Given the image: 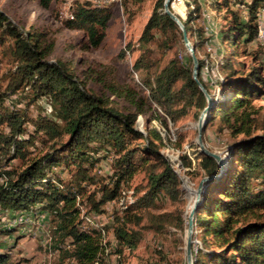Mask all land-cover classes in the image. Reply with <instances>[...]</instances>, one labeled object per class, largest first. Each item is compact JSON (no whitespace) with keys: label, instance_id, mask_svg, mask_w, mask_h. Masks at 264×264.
<instances>
[{"label":"trees","instance_id":"trees-1","mask_svg":"<svg viewBox=\"0 0 264 264\" xmlns=\"http://www.w3.org/2000/svg\"><path fill=\"white\" fill-rule=\"evenodd\" d=\"M64 0H38L42 8ZM164 0H156L137 39L139 56L132 65L139 81L134 82L146 102L155 105L156 117L175 125L185 116L197 118L206 104L202 91L192 78L190 56L181 57L177 46L182 41L177 24L162 11ZM186 15L181 20L197 60V79L211 94L210 82L198 55L206 37L197 20L202 13L200 0H182ZM211 10L220 15L218 28L221 52L217 69L221 75L218 93L201 128L219 119L232 133L244 136L226 148L225 167L221 175L207 182L193 214L199 247L192 253L193 264H264V219L248 222L234 230L233 216H241L264 207V113L258 125L261 133L250 134L249 114L240 115L253 101L264 98V66L256 56L247 62L244 23L264 9V0H207ZM244 9L246 16H241ZM110 9L95 6L89 0H75L62 24L85 34L86 47L102 43ZM247 21V20H246ZM256 28V22L254 24ZM52 46L45 32L28 27L21 29L0 11V63L7 64L0 89V210L29 212L39 207L52 216L57 241L68 239L73 247L62 259L73 264H107L98 252L96 233L104 228H82L83 214L102 213L108 202H120V215L109 226L113 238L115 264H124V250H133L143 238V229L159 230L171 215H149L141 224L143 212L167 199L181 198L179 180L173 168L159 153L161 137L154 128H135L136 113L119 111L77 76L70 60L46 58ZM127 43L114 60L132 51ZM172 51V56L165 59ZM205 56L207 53L205 52ZM109 89L117 96L133 95L126 85L112 82ZM21 97L17 102L11 97ZM47 99L53 113L31 117L28 107ZM24 99V106L18 104ZM10 104H5L6 101ZM31 125L32 129L28 128ZM100 149L111 156V172L98 177L91 172ZM192 152L180 155L183 167L193 160L204 174L214 173L213 158L201 154L194 143ZM193 156V158H192ZM12 161L19 162L13 166ZM56 168L66 170L67 180ZM138 169L145 173L141 194L126 198L124 186ZM252 182H255V186ZM181 183V182H180ZM171 221L182 226L181 214ZM105 231V230H104ZM232 231L231 239L223 235ZM214 240H222L213 249ZM58 244V242H57ZM228 245V251L224 246ZM58 248V247H57ZM154 264H169L161 252ZM56 264H64L63 260ZM0 264L11 261L9 253L0 251Z\"/></svg>","mask_w":264,"mask_h":264},{"label":"rangeland","instance_id":"rangeland-1","mask_svg":"<svg viewBox=\"0 0 264 264\" xmlns=\"http://www.w3.org/2000/svg\"><path fill=\"white\" fill-rule=\"evenodd\" d=\"M75 0H64L59 3H51L50 8H42L38 0H0V11L8 19L20 27L36 28L45 32L49 41L52 42L51 49L46 58L52 60L55 58L70 60L73 69L83 83L101 95L108 104L114 106L119 111H134L136 113L135 128L142 131L144 126L154 128L161 137L159 153L167 160L173 168L179 180L181 198L177 202H171L167 199L160 200L156 207L149 208L143 212L141 224H148L149 215H159L168 213L171 215L170 221H165L163 227L159 230L143 229V238L133 250H124V264H154L158 260L161 252L165 255V260L169 264H186L185 259V237L188 225V213L194 198V189L200 178L206 174L197 166L193 160L192 167H183L180 162V155L190 154V144L194 143L196 134V119L191 114L180 119L175 125L167 120L164 125L157 117L155 105L146 102L144 93H139L134 85L139 81L138 75L132 71V65L139 56L137 48V39L141 29L148 18L156 0H89L95 6H105L110 9V18L106 29L105 37L97 48L86 47L85 34L81 30L68 29L62 24L70 14V6ZM202 4V13L197 24L203 27V36L209 37L205 26H209L218 36V28L222 22L220 15L215 14L207 0H200ZM172 10L182 19L186 15L185 6L182 0H174ZM240 11L241 16H246ZM247 20V21H246ZM245 20L244 32L248 40L246 47L250 52L244 60L249 62L252 55L256 56L264 66V43L262 44L257 37V30L254 24L257 17L252 16ZM219 38V37H218ZM205 40V41H206ZM127 43L132 44V51H126L125 57L120 60H114L120 49ZM220 44V43H219ZM215 53L221 52V46L213 42ZM220 47V49H218ZM177 52L181 57L189 56L181 41L177 46ZM205 42L198 55L203 58L205 55ZM172 56L170 51L165 59ZM213 63V62H212ZM7 64L5 61L0 63V89L6 84L4 77ZM112 82L126 85L131 89L133 95L130 98L115 95L108 86ZM218 86V85H217ZM211 94L217 96V90L210 85ZM21 98V97H19ZM13 96L12 101L19 100ZM5 104H10L7 100ZM24 106V99L18 104ZM155 110V111H154ZM28 113L31 117L37 114H52L53 108L50 102L43 98L28 107ZM264 113V98L253 101L245 109H240L237 114H249L253 118L249 124V133H261L262 129L258 125L261 115ZM32 129L31 125H28ZM242 132L232 133L227 125L215 119L208 124L201 132V141L204 146L214 152L226 156V148L229 144L242 138ZM195 144V143H194ZM196 146V144H195ZM197 149V146H196ZM95 160L91 172L98 176H105L111 172V156L106 154L105 150L100 149L97 153H92ZM193 158V156H192ZM13 166H18L19 162L12 161ZM61 168H56L58 173ZM60 177L67 180L69 174L62 170ZM181 182V183H180ZM146 180L142 169L135 171L124 186L126 198H133L142 193ZM255 186V182H252ZM120 202H108L104 206V212L84 213L83 216H89L92 223L83 222L82 228H104L101 233H96L95 239L98 245V252L107 264L116 263L114 252L115 240L109 226L112 224L116 215H120ZM181 214L182 226L178 227L171 218ZM234 222L231 228L234 230L248 222L264 219V207L255 209L241 216H233ZM85 221V220H84ZM224 238L231 239L232 231L223 235ZM191 253L197 252L199 240L197 231L191 232ZM58 236L54 233V223L52 216L39 207L33 208L29 212H18L9 210H0V251L9 253L11 261H18L21 264H56L62 259L63 252H71L73 247L69 245L68 239L57 241ZM212 248H218L222 240H214ZM58 242V244H57ZM58 247V248H57ZM228 251V245L224 246ZM64 264H73L70 259H62Z\"/></svg>","mask_w":264,"mask_h":264},{"label":"water","instance_id":"water-1","mask_svg":"<svg viewBox=\"0 0 264 264\" xmlns=\"http://www.w3.org/2000/svg\"><path fill=\"white\" fill-rule=\"evenodd\" d=\"M172 1L173 0H164L162 11L165 14H167L169 16V18L172 19L177 24L178 28L181 30L183 45H184L185 49L187 50V52L191 58V61H192V78L196 82L198 88L202 91V93L205 97V100H206V104H205L204 108L199 112L197 119H196V122H195L196 134L194 137V143L196 144L197 150L199 153L213 158V160L215 161V163L217 165V169L214 173L206 174L200 178L197 186L194 189V198H193V201H192L189 213H188V225H187L186 237H185V259H186V264H193V257H192V253H191V243H192L191 232H192V226H193L192 225L193 214L196 210V207L199 204L201 195L204 193L207 182L210 180L217 179L221 175V173L225 167L226 156H224L218 152H214V151L207 149L201 141V128L203 127V125L205 123V116H206L208 110L210 109V107L213 105V103L215 101V96L213 94L208 93L206 91V89L203 87V85L197 79V70H198L197 60H196V57L194 55L193 48L187 39L186 33H185L183 25L181 23L180 19H182V18L177 16L172 11V8H171L172 7Z\"/></svg>","mask_w":264,"mask_h":264},{"label":"built area","instance_id":"built-area-1","mask_svg":"<svg viewBox=\"0 0 264 264\" xmlns=\"http://www.w3.org/2000/svg\"><path fill=\"white\" fill-rule=\"evenodd\" d=\"M104 1L110 2L114 0H104ZM173 1H172V4H173ZM256 17H257V20H256L257 37L260 40V42L263 44L264 43V9H261L257 13ZM205 29L209 37L205 41V50H206L207 55L202 58L203 59V71L205 72V74H207L210 84L214 86L215 89L217 90V87H218L217 83L218 81L221 80V75L217 69V59L219 55L215 53V50H214L215 47L210 38L211 35H215L216 33L209 26H205ZM83 219L85 220L84 222L92 223V219L89 216H83Z\"/></svg>","mask_w":264,"mask_h":264},{"label":"crops","instance_id":"crops-1","mask_svg":"<svg viewBox=\"0 0 264 264\" xmlns=\"http://www.w3.org/2000/svg\"><path fill=\"white\" fill-rule=\"evenodd\" d=\"M210 38H211L212 42H215V43L217 44V46L220 45V44H219V38H218V36H217L216 34H215V35H211ZM218 49H220V47H219ZM219 54H220V50H219L218 55H219ZM26 212H27V211H26Z\"/></svg>","mask_w":264,"mask_h":264},{"label":"bare ground","instance_id":"bare-ground-1","mask_svg":"<svg viewBox=\"0 0 264 264\" xmlns=\"http://www.w3.org/2000/svg\"><path fill=\"white\" fill-rule=\"evenodd\" d=\"M173 11V10H172ZM174 12V11H173ZM175 13V12H174ZM176 14V13H175ZM177 15V14H176ZM178 16V15H177Z\"/></svg>","mask_w":264,"mask_h":264}]
</instances>
